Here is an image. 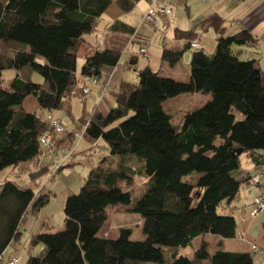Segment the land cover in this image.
<instances>
[{"label":"trees","instance_id":"trees-1","mask_svg":"<svg viewBox=\"0 0 264 264\" xmlns=\"http://www.w3.org/2000/svg\"><path fill=\"white\" fill-rule=\"evenodd\" d=\"M141 1L0 0V43L28 48L0 55V173L37 163L47 151L40 138L51 132L49 122L26 112L24 101L33 97L40 109L52 114L72 95L85 98L82 89L88 80L113 71L121 53L94 50L84 57L77 75L84 36L96 30L110 6L126 14ZM197 29H211L218 39L213 55L193 49L186 83L145 67L137 72L135 84L121 86L106 114L94 111L81 117L91 142L89 154L102 141L119 163L116 169L104 167L105 157L91 167L79 191L67 193L63 229L32 234L31 247L41 245L42 250L29 255L25 264H253L252 253L225 252L220 243L211 255L203 237L235 238L238 223L231 203L242 186L252 185L251 175L241 170V158L248 157L257 168L264 165V82L256 60H241L235 50L254 47L257 38L245 29L225 36L223 20L213 15L192 31L174 30L175 40L186 44L182 49L164 47L161 64L176 67L190 45H198ZM24 69L41 82L20 76ZM7 70L15 76L4 85L2 72ZM182 94L211 98L186 112L175 126L163 104ZM235 112L241 120L236 121ZM75 141L73 132L53 135L48 150L71 151ZM238 149L239 157L233 154ZM133 157L137 169L131 165ZM65 167L69 165L60 168ZM136 175L147 180L140 197L128 190ZM51 199L44 189L35 193L10 180L1 184L0 264L6 249L18 242L28 215L38 214ZM117 208L140 217L143 240H133L126 228L113 239L99 236L110 211ZM201 238L192 258L177 257V250Z\"/></svg>","mask_w":264,"mask_h":264},{"label":"rangeland","instance_id":"rangeland-1","mask_svg":"<svg viewBox=\"0 0 264 264\" xmlns=\"http://www.w3.org/2000/svg\"><path fill=\"white\" fill-rule=\"evenodd\" d=\"M180 5L176 7V11L174 13H181L182 7L185 5V0H182ZM221 1V0H218ZM163 7V6H156ZM179 9V10H178ZM181 10V11H180ZM228 12L225 13L227 15ZM105 16L103 17V19ZM169 17H164L162 19L156 20L154 26L146 27L143 26L136 31L135 38L133 39L134 49L139 47L140 43L148 44V47H151L150 58L151 62H144L142 59L143 55L138 57L137 65L130 66L131 58L125 55L123 60L121 61V65L119 66V70L127 71L128 77L134 76L135 79L131 80L128 78L129 83H135L137 80V72L150 65L153 71L160 70V59L161 54L159 53V49L162 48L163 41L167 44V48L172 47V43L169 44L170 41L167 42V37H171L174 32V26L168 22ZM225 22H228V17H225ZM231 23V22H228ZM230 30L233 31L235 29V24H229ZM155 28L157 30H155ZM102 29L99 28V31L94 34H88L84 36L85 40L88 41V44L95 45V41L99 44L102 42ZM169 39V38H168ZM211 38L206 37L203 48V52L207 55H213L215 52L216 44L210 41ZM207 40V41H206ZM182 46V45H181ZM234 48L232 50L234 51ZM235 48L239 53V57L241 60L249 59V53L245 48ZM175 49V48H172ZM200 49V47H198ZM196 49V51L198 50ZM242 49V50H241ZM27 51L28 48L22 44H18L12 42L11 44L2 45L0 43V55H8L12 56L15 51ZM195 50L189 49L183 54V57L178 64V78H175L171 75V70L163 65L161 69V75L163 77H168L175 79L176 81L186 83L188 81V75L190 72V63L192 53ZM134 53V52H133ZM234 53V52H233ZM138 54V53H136ZM77 69L80 70L82 66L81 56L77 57ZM14 71L7 70L2 72V79L4 81V85L14 77ZM20 76L24 79H29L33 83L41 82V78L35 74H29V72L24 69L21 71ZM89 95V94H88ZM73 96V95H72ZM75 96V95H74ZM85 97V96H84ZM206 98L210 100V95L204 94H182L173 99L166 101L163 104L165 111L171 116L172 124L177 126L182 122L183 115L191 111L193 109H197L202 107L206 102ZM24 110L28 113H34L35 115L44 118L47 115V111L40 109L37 106V102L33 97H28L23 104ZM109 111V110H108ZM107 111V112H108ZM83 112L82 101L76 97H71V99H65L62 102V109L60 111L54 112V114H58L59 116L64 117V120L68 123V128H71V116L77 114L80 116ZM105 112V113H107ZM71 113V114H70ZM70 115V116H69ZM49 115L46 117L48 118ZM235 119L239 121L242 119L241 114L235 112ZM66 122L65 125H66ZM70 125V126H69ZM66 127V126H65ZM66 132V131H65ZM61 136V135H60ZM51 145V144H50ZM49 146L44 147L47 150L43 156H41L39 163L32 164H22L16 168H9L0 173V186L5 181L10 180L22 187H28L33 190L35 193L40 192V190L44 189L45 192H50L52 194L51 201L40 210L38 214L28 215L27 219L22 223L20 227V236L18 242L9 246L3 255V263L8 262L11 257H16L19 259V264H25L28 256H37L41 250L42 246L38 245L36 247H31L30 239L31 235L38 232H57L63 229L64 222V214H63V206L65 202V198L67 193L71 191L72 193H77L81 186L83 185L90 169L92 166L98 165V163L103 159L107 158V162L104 163V167H109L112 169H116L119 163L118 157H110L109 152L102 141H99L96 145L93 146L94 154L90 155L89 151H83L82 149H72L71 151H52L48 150ZM264 153V152H262ZM70 158V159H69ZM69 159V160H68ZM68 160L69 167L60 168L64 162ZM131 165L133 168H138V160L133 157ZM136 162V163H135ZM241 163L243 168H245L244 164L246 163V158L243 156L241 158ZM264 172V166L262 168ZM192 177H197V175H192ZM186 180H189L186 178ZM146 183L147 180L143 177L134 176L133 184L128 188L132 192L135 197H140L146 191ZM122 187V186H121ZM124 188V187H123ZM228 215V214H225ZM235 219H238V216H234ZM141 219L138 215L127 214L123 209L117 208L112 209L109 213L108 219L104 226L102 227L99 236L107 239H113L117 236V233L120 229L126 228L132 231V239L133 240H143L144 236L141 233ZM43 226V227H42ZM45 226V228H44ZM38 229L35 231V228ZM203 240L208 244V248H210L209 253L213 251L215 247H217V242L213 241L211 235H206L203 237ZM201 241H194L191 247H187L186 249L177 250V257L183 256L186 258H192L194 250L199 247ZM219 249L222 251H227L229 249V245L226 244L224 246H219Z\"/></svg>","mask_w":264,"mask_h":264},{"label":"crops","instance_id":"crops-1","mask_svg":"<svg viewBox=\"0 0 264 264\" xmlns=\"http://www.w3.org/2000/svg\"><path fill=\"white\" fill-rule=\"evenodd\" d=\"M181 2L184 1L143 0L137 3L132 11L126 14L121 13L118 8L112 5L98 19L96 30L92 33L94 34L95 32L99 31V28L101 27L102 29H100V31L102 32V42L99 44L95 41V45H89L88 41H86L84 38V42L81 44L78 50V57L81 56L82 65L84 63V57L91 54L94 50H117L120 51L121 58L119 60L118 66L114 68L113 71L107 74H103L96 85L89 86V95L85 96V98H83L82 100L78 98L82 101L83 112L80 116H78L77 114L71 116V128H68V123L64 120V117L59 116L58 114L47 113V115L44 117L45 119L48 115H52L62 120L63 123L66 122V131L73 132L75 134L76 141L73 147L75 150L82 149L83 151H86L91 148V142L86 138L84 133L86 125H83L81 123V117L84 114H90L94 111H99L102 114H106L105 112L110 110L115 105L116 97L121 86L123 84H135L137 82L136 80L135 83H129L127 81L129 80L128 78H131V80H133L135 79L134 76L129 75L128 77L127 71L119 70V66L121 65L123 57L125 55H127L128 57L130 56V58L132 59L131 61H136L137 65L138 57L141 56V54L139 53V48L141 45H144L146 47V57L143 56L142 59L144 60V62H151V47H148V44L140 43L139 47H136L135 49L132 44L133 39L136 35V31L139 28H142L143 26H152L145 23L143 21V18L148 10H150L151 8H155L156 6H163L171 9L172 13L168 18V20H170L168 22L171 24V26H174V30L183 32L192 31L194 30L195 26L201 21L213 15H217L224 22L225 36L234 35L244 29L251 32L257 38V42L254 47L245 46L243 48L248 51L249 59L256 60V67L259 69L261 78L264 82V0H185V5L184 7H182L183 11L179 14L174 13L176 11V7L180 5ZM226 12H228L227 15H225ZM104 16L105 18L103 19ZM224 16L228 17V22L235 24V29H233V31L230 30L229 24L231 23H228L227 21L225 22ZM158 19L162 18L159 17L156 20ZM155 30L157 29L155 28ZM196 32L198 33V36L195 40L198 42V46L202 51L205 47L204 42L206 37L211 38L210 41L216 44L218 35L213 30L210 29L206 31H200L199 29H197ZM166 39L167 42L170 41L169 44L172 43L171 48L182 49L186 44V42L183 40H175L174 32L171 37H167ZM166 46L167 44L163 41L162 48L159 49L160 54H162L163 48ZM158 60L160 61V59ZM160 65L161 70L163 68L161 61ZM146 67H149L151 69L150 65H147ZM170 70L171 75L175 78H178L177 73L179 71V66L177 65ZM76 72L77 75L80 72V70L78 71L77 69V65ZM262 154L264 155V153ZM244 157L246 158V163L244 164L245 168H243L241 163V170L247 172L250 175H262V182L259 185L242 186L239 189L237 197L231 203L233 216H238V227L235 238L231 240L220 241L214 236L211 237L214 242H217V245L219 243L221 244V246L228 244L229 249L226 252L252 253V246L255 245L257 247L258 254L254 257L253 264H264V211L259 213L254 218L250 216L253 209L254 199L259 195L264 194V172L262 170L264 165L257 168L249 160L248 157ZM68 160L62 165H69ZM37 229L38 227L35 228V231ZM201 240L202 238L197 239L196 241ZM216 249L217 247H215L213 251L210 252V254L213 255Z\"/></svg>","mask_w":264,"mask_h":264},{"label":"built area","instance_id":"built-area-1","mask_svg":"<svg viewBox=\"0 0 264 264\" xmlns=\"http://www.w3.org/2000/svg\"><path fill=\"white\" fill-rule=\"evenodd\" d=\"M171 9L166 8V7H156V8H151L148 10L146 15L143 18V21L149 25L154 26L156 19L157 18H164V17H169L171 15ZM192 49H198L197 43H192L191 45ZM139 53L146 57V47L144 45H141L139 48ZM98 82L97 79H90L88 80L87 84L83 87L82 89V94L84 96H87L90 93V87L89 86H94ZM49 122V127L51 132L44 134L40 138V144L41 146L47 147L52 143V137L53 135H63L66 131L65 124L63 123L62 120L49 115L47 118ZM250 182L252 185H259L262 182V175L260 174H254L251 175ZM264 211V194L259 195L256 197L253 201V209L250 214L252 218L256 217L259 213ZM252 254L255 257L258 254L257 247L255 245L252 246ZM3 263V261L1 262ZM4 264H19V259L15 257H11L8 262Z\"/></svg>","mask_w":264,"mask_h":264},{"label":"water","instance_id":"water-1","mask_svg":"<svg viewBox=\"0 0 264 264\" xmlns=\"http://www.w3.org/2000/svg\"><path fill=\"white\" fill-rule=\"evenodd\" d=\"M129 64H130V66L135 65L136 61H131ZM233 154H235L237 157L241 156L242 155V149L235 150L233 152Z\"/></svg>","mask_w":264,"mask_h":264}]
</instances>
